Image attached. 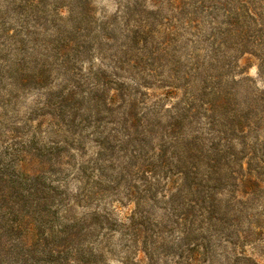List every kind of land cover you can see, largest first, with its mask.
<instances>
[{
  "label": "rangeland",
  "instance_id": "1",
  "mask_svg": "<svg viewBox=\"0 0 264 264\" xmlns=\"http://www.w3.org/2000/svg\"><path fill=\"white\" fill-rule=\"evenodd\" d=\"M18 190L89 264H264V0H0Z\"/></svg>",
  "mask_w": 264,
  "mask_h": 264
},
{
  "label": "trees",
  "instance_id": "2",
  "mask_svg": "<svg viewBox=\"0 0 264 264\" xmlns=\"http://www.w3.org/2000/svg\"><path fill=\"white\" fill-rule=\"evenodd\" d=\"M39 193L19 190L0 192V264H27L30 255L44 251L42 248L47 245L50 236L62 238L63 242H52L46 250L45 261L41 260L42 264H89L80 258L82 249L70 246L72 239L78 235V232L72 234V226L62 223L61 226L48 227L46 234H41V229H45L50 221L47 210L40 208L41 204L53 206L55 203L50 192L45 196ZM55 217L57 213L54 214ZM67 218L65 214L61 216L62 221H67ZM68 249L71 250L67 251ZM68 254L73 258L72 262H69Z\"/></svg>",
  "mask_w": 264,
  "mask_h": 264
}]
</instances>
